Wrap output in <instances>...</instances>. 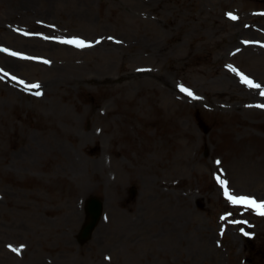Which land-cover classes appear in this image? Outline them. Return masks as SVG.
<instances>
[{
    "label": "rangeland",
    "instance_id": "rangeland-1",
    "mask_svg": "<svg viewBox=\"0 0 264 264\" xmlns=\"http://www.w3.org/2000/svg\"><path fill=\"white\" fill-rule=\"evenodd\" d=\"M262 89L264 0H0V264H264Z\"/></svg>",
    "mask_w": 264,
    "mask_h": 264
},
{
    "label": "snow or ice",
    "instance_id": "snow-or-ice-1",
    "mask_svg": "<svg viewBox=\"0 0 264 264\" xmlns=\"http://www.w3.org/2000/svg\"><path fill=\"white\" fill-rule=\"evenodd\" d=\"M230 16V18L232 19H236L237 17L233 16L231 13L228 14ZM26 35L28 33H25ZM62 42H65V43H69V44H75L77 46H85V42L81 39H78V38H73V39H68V40H65V41H62ZM4 51H8V49H3ZM12 55H15V56H21L20 53H16V52H13L11 53ZM45 62H48V61H45ZM231 67V66H230ZM234 72L237 71L235 68L232 69ZM239 75L241 76V79L243 80L244 83L250 85V86H255L257 88L260 87V85L258 84H255L253 85V81L250 80L247 76H245L243 73H239ZM13 79H16V77H13ZM34 87H36L37 89H39L40 85L39 84H36ZM181 87V91L183 92H186L188 93L189 95H192V92L184 87L183 85L180 86ZM37 95H41L42 93L40 92H37L36 93ZM262 107H264V105H262ZM217 163H219V161H217ZM220 183L222 185H226L227 184V181L226 180H220ZM225 195L227 196V198L233 203V204H240V203H246L248 205H251V206H254L256 208L257 211H260L261 214H264V202H261L259 204L256 203L255 200L253 199H250V198H247V197H236V196H233L231 195L227 188H225ZM242 232H244L243 229H241ZM244 235H249V233L247 232H244ZM11 247V246H10ZM13 251H19V249H16V248H13L12 249Z\"/></svg>",
    "mask_w": 264,
    "mask_h": 264
},
{
    "label": "water",
    "instance_id": "water-1",
    "mask_svg": "<svg viewBox=\"0 0 264 264\" xmlns=\"http://www.w3.org/2000/svg\"><path fill=\"white\" fill-rule=\"evenodd\" d=\"M93 207H94V209L91 210V208H93ZM90 210H91V220H90V222L84 227V229H83V231H82V233H81V236H82V239H83V240H86V239L89 237V235H90L92 229L94 228V226H95V224H96V221H97V219H98L99 212H100V204L97 203V202H96V204H95V202H92V203L90 204Z\"/></svg>",
    "mask_w": 264,
    "mask_h": 264
},
{
    "label": "bare ground",
    "instance_id": "bare-ground-1",
    "mask_svg": "<svg viewBox=\"0 0 264 264\" xmlns=\"http://www.w3.org/2000/svg\"><path fill=\"white\" fill-rule=\"evenodd\" d=\"M261 91H264L263 89Z\"/></svg>",
    "mask_w": 264,
    "mask_h": 264
}]
</instances>
